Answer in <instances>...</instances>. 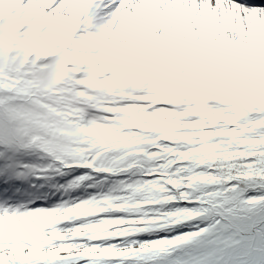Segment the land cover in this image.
Instances as JSON below:
<instances>
[{
    "label": "rangeland",
    "instance_id": "374dc122",
    "mask_svg": "<svg viewBox=\"0 0 264 264\" xmlns=\"http://www.w3.org/2000/svg\"><path fill=\"white\" fill-rule=\"evenodd\" d=\"M40 2L41 0H0V84L5 77H16L28 97L37 101L49 100L62 108V114H70L71 120L79 122L82 119L85 130L90 131L86 134L76 132L75 127H72L71 132L70 126L65 123H61L59 127L62 130L68 128V132H63L64 134L80 133L84 136L87 142L85 146L89 151L106 147L109 140H124L131 135L145 137L147 141L144 140L145 144H141L144 148H169L168 143L159 139V132L148 128L146 124L141 131L123 128L124 125L127 126V121L120 119L132 115V111V116L139 111L152 116L158 106H164L176 111H187L186 113L190 111L199 120L208 107H216L230 113L227 122L245 123L250 119L248 111L237 97V91L240 87L254 93L253 86L264 81L263 19H258L257 22L255 17L253 20L257 22V27L254 28L251 23L246 25L235 21L236 19L229 22L225 20V25L220 20L223 28L218 27L217 30L214 29L213 22L204 25L203 38L210 39V35L216 33L217 36L227 34L232 39L231 59L226 55L222 58V54H225L222 52L224 41L220 36L212 43L211 55L197 52L194 62H190L191 53H194L191 48L185 49L184 53L171 50L174 61L170 73L174 79L166 84L157 79L160 74L154 63L153 52L146 48H134L139 45L130 43L129 33H118L117 39L111 40L96 28L85 30L81 22L73 26L47 22L46 17L36 11L35 5ZM64 6L66 10L70 4ZM124 17L128 21L135 19L128 14ZM11 19L13 31L9 34ZM60 47H65L64 59L67 63L58 66L47 62L48 58L60 53ZM214 59H218L217 64ZM248 61L251 69L245 68ZM183 69H191L193 72L180 78L178 71ZM247 85L249 87H245ZM15 95L16 89L13 92L1 90L0 103H10ZM17 104L19 102L12 106L18 107ZM145 120L147 119H144V123ZM221 122L224 124L225 121ZM157 125L162 132L176 127L163 126L162 123ZM174 125L180 126V122L177 121ZM154 126L156 127V122ZM24 132L26 131L20 126L13 129L16 138L26 143ZM98 132L108 140L93 141L94 137H100ZM222 133L226 132H220ZM6 138L0 132V153L14 157L15 163L20 165L17 171L22 173L18 178L26 184H22L20 191L12 186L0 188V191L20 195L18 199L25 200L21 203L26 205V209L20 211L15 205L0 206V238L13 232L21 237L29 229L59 221L95 222L113 212L143 215L152 219H159L163 214L170 218H181L186 214L183 208H175L171 214L169 210V207L178 202V194L169 192L163 185L167 180L166 176L171 177L173 173L187 168L192 172L181 182L189 184V193L198 194L203 205L213 203L223 206L228 211L236 212L239 218L255 216L264 207V187L255 189L252 193L236 188L227 190V186L219 183L216 174L202 165L193 167L184 164L166 176L144 173L141 178H133L129 174L114 178L94 177L86 174L89 170L87 167H64L39 151L19 152L13 143L6 145ZM152 156L150 161L155 159L154 154ZM252 161H247L248 172L251 171ZM0 164H3L2 159ZM198 168H202L208 175L197 177L193 171ZM0 183L5 182L0 180ZM121 187L131 189L120 193ZM32 191L39 192L40 195L33 201H27ZM253 194L259 195L260 201L248 202L246 196ZM107 195L115 197L103 200ZM196 205L198 210L195 207L192 211L194 214L212 217ZM44 221L47 222L33 226ZM96 231L94 229L90 234L93 235Z\"/></svg>",
    "mask_w": 264,
    "mask_h": 264
},
{
    "label": "bare ground",
    "instance_id": "6f19581e",
    "mask_svg": "<svg viewBox=\"0 0 264 264\" xmlns=\"http://www.w3.org/2000/svg\"><path fill=\"white\" fill-rule=\"evenodd\" d=\"M99 1L97 4L107 17L100 19L97 15L96 22L92 24L111 40L117 39L118 33L120 35L126 32L129 33L130 43L139 45L134 48L151 50L160 74L157 79L166 84H170L174 79L170 73L174 61L171 50L183 52L191 48L194 53H191L190 62H194L197 52L211 55L212 43L220 36L224 41L222 52L225 54H222V58L226 55L231 59L232 39L227 37V34L217 36L216 33L210 35V39H205L202 30L204 25L213 22L214 29L217 30L218 27L223 28L220 20H223L225 25V20L229 22L236 19L235 21H241L246 25L251 23L254 28L257 27L258 19L264 20L263 1L251 7L236 4L233 0ZM65 4L66 6L70 4L66 10ZM86 7L89 9L92 7L88 0L71 2L41 0L40 4L35 5L36 11L39 15L45 16L47 22L53 24L61 22L72 26L86 19L87 12L83 13ZM125 14L134 16L135 19L128 21L124 17ZM235 16L237 18H234ZM255 17L257 22L253 20ZM62 58L61 55H57L47 62L62 66L64 62ZM214 61L218 63V59ZM178 72L180 74L178 77L185 78L193 70L184 69ZM191 172L187 168L173 173L163 185L164 189L178 194L180 200L169 207V210L171 214L175 208H183L186 214L181 218H170L163 214L159 219L152 217L149 219L143 215L132 216L123 212H113L95 222L59 221L32 228L21 237L17 232H13L0 238V264H8L9 261L29 264L35 260L43 261L45 264H66L67 261L85 258L86 264H98L102 260L129 259L138 255L155 254L191 242L198 237L211 236L221 224L222 213H231L237 218L238 216L236 212L220 210L215 204L209 208L201 203L198 194H190L189 184L181 181ZM193 172L197 177L208 175L202 168ZM246 199L252 203L260 201L259 195L255 194L246 196ZM196 204L208 213L212 209L214 218L205 221L203 214H194L193 209L196 207L198 210ZM94 229L97 230L96 233L90 234ZM140 242L143 243V247L140 246Z\"/></svg>",
    "mask_w": 264,
    "mask_h": 264
},
{
    "label": "trees",
    "instance_id": "16d2710c",
    "mask_svg": "<svg viewBox=\"0 0 264 264\" xmlns=\"http://www.w3.org/2000/svg\"><path fill=\"white\" fill-rule=\"evenodd\" d=\"M20 83L16 77H7L0 84L2 91L13 92L16 89L13 101L0 103V112L8 118L12 129L20 126L26 131L27 142L20 141L24 148H19L13 142L19 152L44 151L55 162L88 167L90 170L87 174L94 177L114 178L129 174L130 177L141 178L144 173L167 174L184 164H190L204 165L215 171L220 183L228 190L233 188V184L244 190L264 187V81L253 86L254 93L238 87L239 97L250 112V119L245 123L227 122L230 113L216 107H208L199 120L190 111L186 113L165 107H158L152 116L144 115L143 111L132 116V111V115L120 119L127 121V126L123 128L141 131L146 124L159 132V139L168 143L169 148H144L141 144H145L144 140L147 139L131 135L124 140H109L106 147L90 151L85 146L87 142L84 136L80 133L64 134L68 128L62 130L59 127L65 123L70 126L71 132L75 127L76 132L86 134L90 131L88 128L85 130L82 119L79 122L71 120L70 114H62V108L49 100L37 101L28 97ZM15 100L19 102L18 107L12 106L17 103ZM140 117L143 119L140 120ZM177 121L180 126L174 125ZM221 121H225L224 124ZM157 123L176 127L162 132ZM0 132L9 135L8 126L1 118ZM98 134L100 137H94L93 141L108 140L101 132ZM153 154L155 159L150 161ZM249 160H253L250 172L246 164ZM129 189L121 187L120 191ZM110 197L113 196H106L107 199Z\"/></svg>",
    "mask_w": 264,
    "mask_h": 264
},
{
    "label": "snow or ice",
    "instance_id": "6c2138e0",
    "mask_svg": "<svg viewBox=\"0 0 264 264\" xmlns=\"http://www.w3.org/2000/svg\"><path fill=\"white\" fill-rule=\"evenodd\" d=\"M0 188L9 186L20 191L22 173L17 171L20 165L15 163L12 156L0 153ZM61 179H64L62 177ZM39 192L32 191L28 200H35ZM221 224L217 226L211 236L205 235L195 238L183 245L163 250L155 254L138 255L129 259L102 260L98 264H253L245 259V254L252 255L259 251V264H264V211L258 216L247 215L234 217L231 213L221 214ZM131 242V241H129ZM126 242V243H129ZM143 247V243L140 242ZM8 264H16L9 261ZM29 264H45L43 261H30ZM66 264H86V258L77 261H67Z\"/></svg>",
    "mask_w": 264,
    "mask_h": 264
},
{
    "label": "water",
    "instance_id": "95a60500",
    "mask_svg": "<svg viewBox=\"0 0 264 264\" xmlns=\"http://www.w3.org/2000/svg\"><path fill=\"white\" fill-rule=\"evenodd\" d=\"M12 136V135H11ZM12 138L14 139V136H12ZM260 214V213H259ZM258 214V215H259ZM257 215V216H258ZM245 259H250L251 261H253V264H259V260H260V255H259V251L257 249V251L252 254V255H247L245 254Z\"/></svg>",
    "mask_w": 264,
    "mask_h": 264
}]
</instances>
